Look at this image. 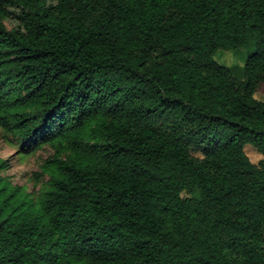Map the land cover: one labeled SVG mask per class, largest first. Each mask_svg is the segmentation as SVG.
I'll list each match as a JSON object with an SVG mask.
<instances>
[{"label": "trees", "instance_id": "1", "mask_svg": "<svg viewBox=\"0 0 264 264\" xmlns=\"http://www.w3.org/2000/svg\"><path fill=\"white\" fill-rule=\"evenodd\" d=\"M261 84L264 0H0V264H264Z\"/></svg>", "mask_w": 264, "mask_h": 264}, {"label": "rangeland", "instance_id": "2", "mask_svg": "<svg viewBox=\"0 0 264 264\" xmlns=\"http://www.w3.org/2000/svg\"><path fill=\"white\" fill-rule=\"evenodd\" d=\"M8 27L14 22L6 21ZM254 49L253 46L238 50H220L215 59L217 62L232 66L242 67L247 54ZM256 97L264 99V84H261L256 92ZM246 153L254 163H259L263 156L251 145L246 146ZM52 154L49 147H43L30 154L20 151L19 144L12 141V138L5 135L0 128V160L8 163L7 168L0 171V174L7 178L13 186L22 187L23 191L29 192L33 197L39 196L41 188L48 178V175L41 176L42 164Z\"/></svg>", "mask_w": 264, "mask_h": 264}]
</instances>
